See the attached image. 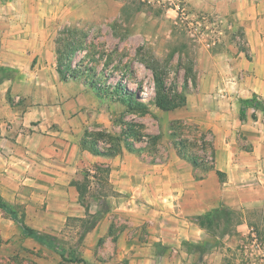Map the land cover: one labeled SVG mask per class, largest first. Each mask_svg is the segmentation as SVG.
<instances>
[{
  "label": "rangeland",
  "instance_id": "1",
  "mask_svg": "<svg viewBox=\"0 0 264 264\" xmlns=\"http://www.w3.org/2000/svg\"><path fill=\"white\" fill-rule=\"evenodd\" d=\"M16 1L0 0V10L18 20V14H25L21 9L12 7L7 12L3 7ZM30 1L40 6L28 11L41 21L33 24V30H44V40L41 34L37 38L34 35V45L44 41L52 44L51 52L46 49L41 59L43 65L52 63L55 69L36 71L42 80L37 99H43L44 89L49 88L51 99H74L71 127L79 143L89 139L115 154L104 156L105 162H93L89 155L91 161L78 180L81 202L89 207H85V216L68 218L60 231H40L46 235L42 239L52 241L56 249L26 235L22 222L0 208L3 216L10 218L9 238L0 233V264H83L75 258H83L88 264H128L130 237L138 236V242L144 243L149 233L145 223L130 230L134 228L130 192L115 190L109 181L108 163L132 160L144 165L186 160L192 164L185 155L195 154L199 163L215 167L214 124L220 114L237 109L229 99H236V88L245 77L243 64L254 57L248 25L241 24L228 10L229 3L236 0ZM43 19L49 21L46 26ZM20 28L10 23L11 30ZM76 41L84 46L69 53L71 57L64 63L85 74L62 78L57 70V50L72 49L69 42ZM39 57L34 58V64ZM90 67L94 70L89 71ZM156 76L162 81V96L172 99L179 95V99L185 97V103L174 109L157 106ZM131 96L135 99L132 102L128 100ZM241 107L258 120L250 122L249 130L241 127L227 134V140L236 147L235 157L246 164L233 167L231 178L226 177L228 193L231 199L241 198L243 205L229 213L211 211L209 217H197L207 240L197 247V255L189 264H264V164L254 166L251 158L243 159L255 146L264 159V99L257 97L252 105L243 102ZM214 167H195L196 176ZM143 179L139 171L138 184ZM212 179L208 177L211 183ZM5 201L17 216L24 215L30 227L42 225L41 217L25 216V204ZM143 202L147 203L144 198ZM142 204L139 206L145 210ZM242 223L246 224L244 230L238 228ZM124 232L129 241L121 253L118 239ZM211 252L219 255L213 259Z\"/></svg>",
  "mask_w": 264,
  "mask_h": 264
},
{
  "label": "crops",
  "instance_id": "2",
  "mask_svg": "<svg viewBox=\"0 0 264 264\" xmlns=\"http://www.w3.org/2000/svg\"><path fill=\"white\" fill-rule=\"evenodd\" d=\"M248 1L236 0L228 5L229 12H233L241 24L248 25L249 45L254 57L243 64L245 77L236 88V99H229L237 109L220 114L219 121L214 124L217 135L214 169L196 176L195 167L186 160L146 162L144 165L132 160L108 163L109 181L115 190L130 192L134 227L130 230L145 223L149 233L144 243L138 242V236L130 237L129 241L125 232L119 237L121 253L125 252L129 241L128 264L191 263L192 256L197 255V247L207 240L206 231L197 222V217L217 210L229 213L243 205L241 198L229 197V183L220 181L216 170L224 171L226 177L231 178L233 167L246 166L235 157L236 147L227 140V134L241 127L249 130L251 121L258 122L247 112L245 119H241V105L254 95L264 99V0ZM3 7L7 12L18 7L25 14H18L17 20L16 16L5 15L0 10V195L9 202L25 204L26 217L43 219L42 225L32 228L60 231L68 218L86 214L77 181L82 177L86 163L91 161L89 155L93 162H105L106 158L91 154L89 150L82 151L77 132L71 127L75 119L74 99H51L50 88L44 89L43 99H37L41 89L38 84L42 80L36 71L54 69L52 63L43 65L41 59L46 49L51 52L52 44L44 41L34 45V35L37 38L41 34V40H44V30H33L37 21L28 11L39 9V2L17 0L7 2ZM10 23L21 28L11 30ZM42 23L46 26L49 21L45 19ZM18 54L24 58L19 59ZM36 56L40 57L34 64ZM79 114L83 115V112ZM259 155L255 146L243 159L251 158L254 166L263 165L264 159ZM139 166L144 177L140 184L137 182ZM208 177L214 182H209ZM143 198L146 204H142ZM139 204L144 205L145 210ZM245 227V223L238 226L240 230ZM9 231L10 218L1 212L0 233L9 238ZM159 248L164 252L161 253ZM218 255L210 254L213 259Z\"/></svg>",
  "mask_w": 264,
  "mask_h": 264
},
{
  "label": "trees",
  "instance_id": "3",
  "mask_svg": "<svg viewBox=\"0 0 264 264\" xmlns=\"http://www.w3.org/2000/svg\"><path fill=\"white\" fill-rule=\"evenodd\" d=\"M76 42H75V44H74V42H69V47L72 46V49L66 47L63 50L62 49L57 50L58 60H59L57 70H58V72L62 78L69 77L68 74H70L71 77H76V78L85 74V71H82V69L74 70V69H72L71 66H67L64 63V59L66 57H68V58L71 57V55L69 53L73 54L74 52L79 51L84 46L82 43L79 44L80 41H76ZM87 70L88 69H86V71ZM90 70L92 71V70H94V68L90 67L89 71ZM156 82L159 85L158 92H157V99H156L157 106H159L162 109H174V108H177V107H179L185 103V101H186L185 97H181L182 99H179V95H176V97L172 98V99H170L166 96H162L161 92H160V88H161L160 86L162 84V81L159 78V76H156ZM93 86H95V85H93ZM95 88L99 89V87H95ZM256 98H257V96L254 95L252 98L245 100L244 103H246L248 105H252ZM128 100L130 102H132L135 99H132V96H131V97H129ZM139 104H142V103H139ZM240 117H241V119H245V117H246V109L244 107H241V109H240ZM92 142L90 143L89 139H83L81 147L85 148L87 150H91V152L95 155L113 156L115 154V152L111 151V149H107V150L103 149L102 147H99V145L92 143ZM212 155L214 158L215 157V149L212 150ZM185 158H188L195 167H198V166L199 167L203 166L204 168H213L214 167V165L208 166V165H203V164L199 163V157L196 156L195 154L185 155ZM109 172H110V168H107L108 175H109ZM216 172H217V175L219 176L220 181L226 180V173L224 171L217 169ZM77 186L79 188L80 196H82V188H81L80 183L78 181H77ZM85 207L87 208V210L89 209L88 206H85ZM0 208L7 210L11 215H13L16 218L17 221L22 222L23 232L26 235L36 236L37 238H39L41 240H44L42 238H46V235H43L40 231L30 227L29 225H27L25 223L24 215L21 217L17 216L16 212L12 209V207H10V205L3 199V197L1 195H0ZM217 212H218V210H217ZM212 213H214V211ZM209 216H210V213L205 214V217H209ZM44 241L49 246H51L55 249L57 248L56 245L52 241H49V242L46 240H44ZM60 253H61L62 257H65L64 252L62 250L60 251ZM74 261L75 262H82L83 264H88L87 261L83 258H75Z\"/></svg>",
  "mask_w": 264,
  "mask_h": 264
}]
</instances>
